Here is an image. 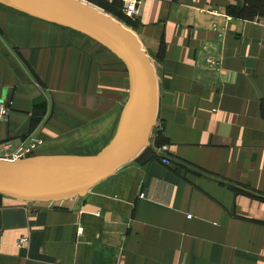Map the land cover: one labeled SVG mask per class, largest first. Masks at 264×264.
Segmentation results:
<instances>
[{
	"label": "crops",
	"instance_id": "crops-1",
	"mask_svg": "<svg viewBox=\"0 0 264 264\" xmlns=\"http://www.w3.org/2000/svg\"><path fill=\"white\" fill-rule=\"evenodd\" d=\"M80 1L128 29L151 64L149 144L73 200L0 196V264H264V0H141L136 20L119 0ZM122 63L0 6V145L13 157L105 153L134 91ZM79 138L82 152L47 151Z\"/></svg>",
	"mask_w": 264,
	"mask_h": 264
},
{
	"label": "water",
	"instance_id": "water-1",
	"mask_svg": "<svg viewBox=\"0 0 264 264\" xmlns=\"http://www.w3.org/2000/svg\"><path fill=\"white\" fill-rule=\"evenodd\" d=\"M0 6L88 38L118 56L133 78L132 97L107 153L0 160L1 197L30 205L73 200L107 180L148 147L156 113L151 64L128 29L80 0H0Z\"/></svg>",
	"mask_w": 264,
	"mask_h": 264
},
{
	"label": "built area",
	"instance_id": "built-area-1",
	"mask_svg": "<svg viewBox=\"0 0 264 264\" xmlns=\"http://www.w3.org/2000/svg\"><path fill=\"white\" fill-rule=\"evenodd\" d=\"M120 9L123 16L129 20H136L139 15L141 0H119ZM10 116V109L2 102H0V123L5 122ZM32 149H24V151L18 150L16 153L23 157L24 155L30 154ZM169 148L167 146H162L156 149V155L158 159L164 164H169L168 159ZM7 158H14L12 154V145L10 142L3 143L0 145V160H6Z\"/></svg>",
	"mask_w": 264,
	"mask_h": 264
},
{
	"label": "rangeland",
	"instance_id": "rangeland-1",
	"mask_svg": "<svg viewBox=\"0 0 264 264\" xmlns=\"http://www.w3.org/2000/svg\"><path fill=\"white\" fill-rule=\"evenodd\" d=\"M96 45H97L98 48L99 47L100 48H103V47H101L98 44H96ZM103 50L105 52H107V53L109 52L108 50H106L104 48H103ZM72 140H78V141L76 143H74V144L63 143L62 146H60V147H62V149H60V147L54 146L52 148H49L47 151H48V153H51V152L54 151L55 154H70V153L73 154V151L75 153L84 151L86 149L85 146L89 145L87 143H86L87 145L84 144L81 138H79V139H72ZM85 140L86 141H90V140H94V139L86 138ZM30 158H35V157H32V155L27 154V155H24L23 157L17 156V157H14V158H7V159H8V161H18V160H25V159H30Z\"/></svg>",
	"mask_w": 264,
	"mask_h": 264
},
{
	"label": "bare ground",
	"instance_id": "bare-ground-1",
	"mask_svg": "<svg viewBox=\"0 0 264 264\" xmlns=\"http://www.w3.org/2000/svg\"><path fill=\"white\" fill-rule=\"evenodd\" d=\"M117 136V135H116ZM116 136H115V138H116ZM115 138H114V140H115ZM114 142V141H113ZM113 142H112V144L110 145V147L108 148V150L105 152V153H107L109 150H110V148L112 147V145H113ZM104 153V154H105Z\"/></svg>",
	"mask_w": 264,
	"mask_h": 264
}]
</instances>
